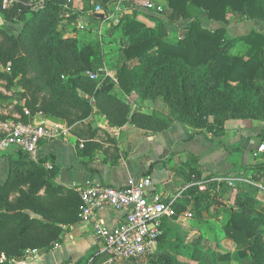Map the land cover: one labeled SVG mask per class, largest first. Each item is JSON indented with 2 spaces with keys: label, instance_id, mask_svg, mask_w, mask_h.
I'll return each instance as SVG.
<instances>
[{
  "label": "trees",
  "instance_id": "obj_1",
  "mask_svg": "<svg viewBox=\"0 0 264 264\" xmlns=\"http://www.w3.org/2000/svg\"><path fill=\"white\" fill-rule=\"evenodd\" d=\"M2 1L0 63L9 64V71L0 72V79L17 102L25 101L15 106L20 117L13 122H29L40 112L71 125L99 114L109 126L128 122L155 133L178 121L215 138L223 135L228 120L264 122V0H158L161 13L144 14L154 29L137 19L140 1L97 0L98 16L85 0L81 14L94 22L106 21L109 28L84 40L65 36L69 28L73 34L78 30L79 14L71 0H12L5 7ZM202 17L225 25L231 19L248 20L252 27L233 36L227 27H205ZM180 21L187 22V33L170 38L166 24ZM117 30L121 36L115 38ZM105 37L117 45L110 66L102 51ZM240 44L243 50L235 51ZM110 69L112 78L104 73ZM131 93L141 100H161L166 115L134 108ZM24 107L30 115L24 114ZM258 143L264 144L263 132ZM11 159L8 177L0 184V264H16L26 251L42 253L57 246L66 227L78 221L80 204V190L56 183L45 158L33 160L18 150ZM243 169L251 171L249 180L264 187V151L252 155ZM209 177L200 178L195 168L186 173L188 186L171 202L173 216L161 220L150 264H264L262 189L237 182L226 205L215 194L226 183L206 181ZM202 182L205 190L198 189ZM186 211L196 221L203 214L218 219L226 212L222 234L234 250L201 249V234L190 236L172 221Z\"/></svg>",
  "mask_w": 264,
  "mask_h": 264
},
{
  "label": "crops",
  "instance_id": "obj_2",
  "mask_svg": "<svg viewBox=\"0 0 264 264\" xmlns=\"http://www.w3.org/2000/svg\"><path fill=\"white\" fill-rule=\"evenodd\" d=\"M87 1L90 10L99 14L100 11H94L95 6L99 5L97 0ZM135 1H140L141 13L137 15V19L154 29V22L144 15H154V12L146 9L144 3L152 1L163 5L162 2ZM84 2L85 0H71V8L79 14L76 22L78 30H87L90 27L87 30L89 34L104 35L109 28V23L94 22L87 15L81 14ZM3 23L4 21L0 19V26ZM201 23L208 28L227 27L229 34L233 36L245 34L252 27V22L248 20L231 19L230 23L225 25L219 22L211 23L207 18L202 17ZM187 30L188 24L185 21L175 25L166 24L167 35L170 38L182 37ZM71 35L77 36V33L73 34L69 28L65 36ZM120 36V30L115 31L113 37ZM240 45L235 51L241 49ZM116 49L117 45L114 42L109 43V39L105 37L102 46L104 59L108 58L109 62L112 61ZM5 67L0 63V72H6ZM108 74L109 78H112L114 71L110 70ZM5 85V81L0 79V129L4 122L19 119L20 115L15 106L24 105L25 102L24 99L17 102L13 92L6 89ZM115 92L126 97L117 89ZM128 98L134 108L143 112H154L159 116H165L167 113L166 106L159 99L141 100L134 93H131ZM40 117L68 128L66 136L60 134L49 140H42L37 151L36 158H45L46 169H48L47 164L52 166L48 170L53 171L56 183L78 193L82 188L96 183L121 186L129 179L136 180L142 176H149L150 191L169 202L188 186L186 173L191 168L200 171V178L210 176L207 180L234 177L236 180L233 185H235L243 179H248L251 171L244 170L243 166L252 162V151L259 144L258 135L261 132L264 133L262 121L228 120L225 122L223 135L215 138L205 130L192 129L178 121L160 132L152 133L138 129L128 122L109 126L105 117L99 114H93L71 125L43 114ZM17 151L11 146L0 151V184L8 177L11 158L16 156ZM215 194L218 200L228 205L231 187L227 186L223 191ZM179 217L180 215L177 216ZM202 217L214 223L220 222L221 218L215 220L207 214H203ZM123 218L122 211L103 207L97 210L95 220L101 226L112 228L122 222ZM177 218L172 221L179 225ZM189 234L191 236L194 232L191 231ZM213 236L216 238V249L234 250L232 241L223 238V235L217 238L216 233H213ZM167 252L170 251L167 250ZM177 258L186 261L180 254ZM106 259L103 240L95 235L93 223L84 224L77 221L66 227L57 246L47 252L38 253L37 258L25 257L16 264H106ZM112 264H150V259L116 260Z\"/></svg>",
  "mask_w": 264,
  "mask_h": 264
},
{
  "label": "built area",
  "instance_id": "obj_3",
  "mask_svg": "<svg viewBox=\"0 0 264 264\" xmlns=\"http://www.w3.org/2000/svg\"><path fill=\"white\" fill-rule=\"evenodd\" d=\"M11 1L3 0L2 6H7ZM144 7L156 14L162 11V5L152 1H146ZM115 9L117 12L120 10L118 6ZM99 10L100 7L96 6L94 11ZM109 19L117 20L114 15H110ZM5 71H9V64L6 65ZM104 73L109 78L108 71L104 70ZM89 75L91 78L96 77L95 74ZM24 114L30 115L28 109L24 108ZM41 114L36 112L29 122H4L0 129V151L11 146L34 160L42 140H49L60 134L68 135L67 127L49 122L48 119L40 117ZM262 151H264L263 143L257 146L252 155L255 156ZM51 167L47 164L48 169ZM235 180L234 177H223L213 178L210 181L217 184L225 182L231 187ZM241 181L258 186L264 191L261 184L249 179ZM198 189L205 190V182L198 183ZM150 190L151 178L142 176L136 180L129 179L121 186L96 183L79 191L78 222L93 223L95 235L103 240L104 252L107 254L106 264H112L116 260L150 258L157 251L161 220L163 217L173 216L170 207L172 201L162 200ZM215 191L218 193L219 187ZM103 207L122 211L124 213L122 222L112 228L99 225L95 220L96 212ZM25 257L37 258L38 252L26 251Z\"/></svg>",
  "mask_w": 264,
  "mask_h": 264
},
{
  "label": "rangeland",
  "instance_id": "obj_4",
  "mask_svg": "<svg viewBox=\"0 0 264 264\" xmlns=\"http://www.w3.org/2000/svg\"><path fill=\"white\" fill-rule=\"evenodd\" d=\"M96 6L100 7V5H96ZM94 10H95V8H94ZM87 30L86 29L85 30H76L77 36H80L79 39L84 40L87 38L95 37V35L93 36V35L89 34L88 33L89 31H87ZM240 46H243V45H240ZM241 50H243L242 47L239 51H241ZM105 61H106V64L108 66H110V62H109L108 58L105 59ZM261 194L262 195H260V196H263V198L260 197V199H261V202L264 203V191H262ZM219 217H221V218L219 220L220 222H218V223H214L213 221H209V220H205V219H201V221H196L195 219H193L190 216L189 212H184V213L180 214V217L177 218L176 221L179 223V225L181 226V228L184 231H189V232L193 231L194 234H201L202 238L200 240L199 245H200L201 249L206 251V250H210L212 248H216L215 241L213 240V237H214L213 233H216L217 238L222 237L221 235H223L222 234L223 231L221 229V226L225 222V220L227 219L226 212H221L218 215V218ZM233 264H234V262H233Z\"/></svg>",
  "mask_w": 264,
  "mask_h": 264
},
{
  "label": "water",
  "instance_id": "obj_5",
  "mask_svg": "<svg viewBox=\"0 0 264 264\" xmlns=\"http://www.w3.org/2000/svg\"><path fill=\"white\" fill-rule=\"evenodd\" d=\"M126 13H131L130 10L125 11ZM98 16H102V14H97Z\"/></svg>",
  "mask_w": 264,
  "mask_h": 264
}]
</instances>
